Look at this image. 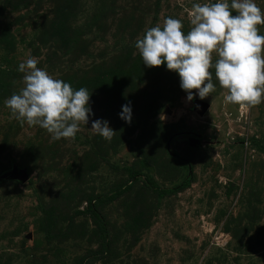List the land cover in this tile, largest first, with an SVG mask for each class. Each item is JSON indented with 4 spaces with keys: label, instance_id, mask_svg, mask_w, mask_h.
<instances>
[{
    "label": "rangeland",
    "instance_id": "obj_1",
    "mask_svg": "<svg viewBox=\"0 0 264 264\" xmlns=\"http://www.w3.org/2000/svg\"><path fill=\"white\" fill-rule=\"evenodd\" d=\"M205 2L0 0V264H264V102H226L211 69L199 114L178 74L135 47L169 16L187 32ZM30 57L90 92L75 138L53 141L6 107ZM129 102L131 123L118 116Z\"/></svg>",
    "mask_w": 264,
    "mask_h": 264
},
{
    "label": "clouds",
    "instance_id": "obj_2",
    "mask_svg": "<svg viewBox=\"0 0 264 264\" xmlns=\"http://www.w3.org/2000/svg\"><path fill=\"white\" fill-rule=\"evenodd\" d=\"M189 16L187 32L182 19L169 16L135 41L144 66L164 63L174 70L189 101L216 90L214 69L219 85L227 90L226 102L247 107L264 102V35L258 28L264 25V10L255 0H207L193 3ZM38 63L30 57L17 65V71L24 73V87L5 105L17 120L47 130L53 141L75 138L80 123L86 124L93 115L90 92L54 78ZM118 116L131 123L130 102L121 105ZM91 128L106 140L115 133L101 118L94 119Z\"/></svg>",
    "mask_w": 264,
    "mask_h": 264
},
{
    "label": "water",
    "instance_id": "obj_3",
    "mask_svg": "<svg viewBox=\"0 0 264 264\" xmlns=\"http://www.w3.org/2000/svg\"><path fill=\"white\" fill-rule=\"evenodd\" d=\"M208 104L206 102H203L200 99L194 100V110L199 112V114H204L205 111L208 109ZM11 177H15L17 179H20L22 181H25L28 178V174L25 169H18L14 168L12 172H10Z\"/></svg>",
    "mask_w": 264,
    "mask_h": 264
}]
</instances>
